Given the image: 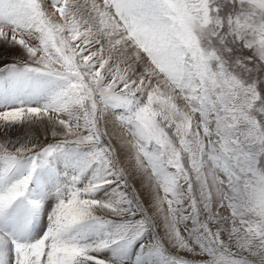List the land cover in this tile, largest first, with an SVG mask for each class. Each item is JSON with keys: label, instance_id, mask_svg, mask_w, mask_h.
Instances as JSON below:
<instances>
[{"label": "snow or ice", "instance_id": "snow-or-ice-1", "mask_svg": "<svg viewBox=\"0 0 264 264\" xmlns=\"http://www.w3.org/2000/svg\"><path fill=\"white\" fill-rule=\"evenodd\" d=\"M0 264H264V0H0Z\"/></svg>", "mask_w": 264, "mask_h": 264}, {"label": "rangeland", "instance_id": "rangeland-1", "mask_svg": "<svg viewBox=\"0 0 264 264\" xmlns=\"http://www.w3.org/2000/svg\"><path fill=\"white\" fill-rule=\"evenodd\" d=\"M118 131V130H117Z\"/></svg>", "mask_w": 264, "mask_h": 264}]
</instances>
